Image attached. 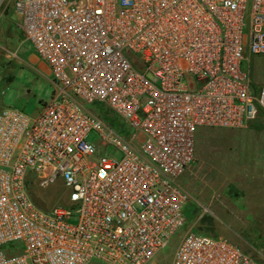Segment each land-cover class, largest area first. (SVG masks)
Listing matches in <instances>:
<instances>
[{"label":"built area","instance_id":"built-area-1","mask_svg":"<svg viewBox=\"0 0 264 264\" xmlns=\"http://www.w3.org/2000/svg\"><path fill=\"white\" fill-rule=\"evenodd\" d=\"M10 10L53 95L34 116L0 110V264H151L185 226L197 131L264 117L251 70L264 0H0V17ZM92 132L120 158L98 154ZM29 177L60 181L67 207L35 208ZM170 264L264 262L188 230Z\"/></svg>","mask_w":264,"mask_h":264},{"label":"rangeland","instance_id":"rangeland-1","mask_svg":"<svg viewBox=\"0 0 264 264\" xmlns=\"http://www.w3.org/2000/svg\"><path fill=\"white\" fill-rule=\"evenodd\" d=\"M16 23L11 10L0 17V110L16 109L34 116L50 102L53 87L50 75L40 71L44 63L29 44L21 42ZM32 58L37 62L33 63ZM262 66L264 58L252 59L253 78L264 83ZM86 109L110 128L115 129L121 122L102 104ZM88 141L98 145V154L120 158L112 147L100 145L96 133H90ZM28 179L26 188L35 208L46 212L54 207H67L66 189L60 181L45 186L32 177ZM207 183L220 189L227 221L236 215L234 227L243 239L239 243L241 248L253 259L264 262V117L260 116L241 130L202 128L197 131L194 162L180 179L189 196L183 210L185 226L151 264H170L183 234L190 228L191 232L198 233L193 223L198 215L207 217Z\"/></svg>","mask_w":264,"mask_h":264},{"label":"crops","instance_id":"crops-1","mask_svg":"<svg viewBox=\"0 0 264 264\" xmlns=\"http://www.w3.org/2000/svg\"><path fill=\"white\" fill-rule=\"evenodd\" d=\"M21 42L25 43L22 36ZM31 60L33 63L37 62L36 58H32ZM40 71H46V74L49 75L48 68L45 64L41 65ZM208 168L209 166H207V169ZM223 199L224 198L222 197L218 186L207 183V217L202 214L200 216H196L193 226L198 229L197 234L213 239L223 238L231 244L241 247L239 243L243 241V239L234 227V219L236 218V215H234L235 218H232L231 221H227V217L222 210L224 205ZM191 229L192 228L189 230Z\"/></svg>","mask_w":264,"mask_h":264}]
</instances>
